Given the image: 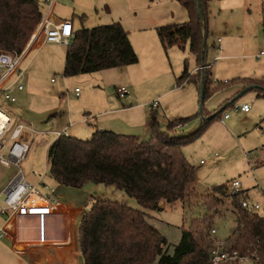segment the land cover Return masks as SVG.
<instances>
[{
  "label": "rangeland",
  "instance_id": "1",
  "mask_svg": "<svg viewBox=\"0 0 264 264\" xmlns=\"http://www.w3.org/2000/svg\"><path fill=\"white\" fill-rule=\"evenodd\" d=\"M237 11L231 12L226 3L216 1L211 5L205 62L211 66L213 83L220 82L221 85L202 103L199 90L194 86L184 84L174 88L173 73L177 65L174 56L170 57V61L164 55L154 59L147 80L131 88L127 84L132 77V74H127L129 70L112 69L64 78L62 58L66 46L56 45L52 50L32 49L22 63L24 72L19 84L23 90H15L16 102L0 100V112L11 120L10 131L18 124L28 127L22 138L29 148L20 164L26 180L33 185L45 173L42 183L52 186L46 150L58 132L86 140L95 130H105L139 136L146 141L149 137V112L152 110L150 104L157 102L160 106L152 111L160 125L191 118L175 131L177 137L187 136L200 128L203 114L206 117L209 110H218L244 90L243 84L236 82V78L260 81L264 77V14L253 7L249 12ZM83 26L92 28L87 23ZM217 39L221 40L220 49L217 48ZM174 53L181 63L188 58L191 73L195 60L187 49L185 53L177 50ZM46 54L52 56L54 62H47ZM144 58L140 62L138 58L136 69L146 63ZM209 66L205 68L208 71ZM224 81L228 84H222ZM121 87L128 90V98L117 97L116 89ZM75 88L80 92L79 97L74 94ZM261 93V90H251L237 98L232 105L248 104L250 115L259 116L258 123L261 121L264 127V96ZM196 100H199L198 105L194 104ZM180 104L182 108H179ZM200 105L203 114H199ZM232 105L227 104V108L213 119L197 139L182 148L183 156L194 167L195 196L172 205L162 203L158 211L144 210L123 191L102 184H88L75 192L72 191L74 189H64L71 193L67 196L74 198V201H82L85 209L99 197L126 202L131 208L144 212L147 222L167 240L170 254L181 239L182 228L188 230L192 220H201L206 216L211 219L210 228L216 231L215 239L224 242L236 226L229 201L224 199L223 205L210 207V210L202 204L204 197L215 195V187L223 186L230 191V183L238 181L247 191L248 202L259 205L261 209L257 212L264 218V135L255 130V123L250 121L249 116L233 112ZM224 114H229L230 119L222 125L219 119ZM14 174L13 166L0 165V205L3 204L2 191ZM5 220L6 217L0 215V226ZM0 242L5 243L3 240Z\"/></svg>",
  "mask_w": 264,
  "mask_h": 264
},
{
  "label": "trees",
  "instance_id": "2",
  "mask_svg": "<svg viewBox=\"0 0 264 264\" xmlns=\"http://www.w3.org/2000/svg\"><path fill=\"white\" fill-rule=\"evenodd\" d=\"M187 12L188 21L155 30L164 52L176 47L193 55L199 67L207 66L206 40L211 0H173ZM199 5V8H198ZM201 12V18L198 14ZM43 16L37 0H0V52L20 55ZM205 45L203 46V41ZM138 57L128 34L119 23L80 28L72 34L66 47L63 77H75L133 66ZM244 89L257 87L264 96V86L257 80L236 79ZM194 84L203 100L211 94L207 69L189 74L186 61L176 87ZM260 97V96H259ZM213 110L196 132L175 134L178 125L191 118L160 125L154 111L149 112V137L95 130L81 140L59 136L48 147V172L58 187L81 190L88 184H102L123 191L144 210L158 211L161 204H175L195 196V171L182 148L197 139L214 118L227 108ZM231 105L233 103H230ZM229 104V105H230ZM195 115L194 117H196ZM215 195L203 198L206 209L223 205L227 199L235 217V229L223 242L228 253L247 257L252 264H264V218L258 212L241 208L245 191L232 193L223 186ZM211 219L192 220L188 230L182 228L181 239L167 251V240L146 219L144 212L126 202L96 198L81 216L78 228L79 264H210ZM220 264H239L236 261Z\"/></svg>",
  "mask_w": 264,
  "mask_h": 264
},
{
  "label": "crops",
  "instance_id": "3",
  "mask_svg": "<svg viewBox=\"0 0 264 264\" xmlns=\"http://www.w3.org/2000/svg\"><path fill=\"white\" fill-rule=\"evenodd\" d=\"M37 1L41 6V10L44 15L47 9V1L46 0H37ZM216 1L220 3H226L227 5H229V7L231 8V12L238 10L237 12L245 13V11L249 12L250 8L253 7L254 10L259 9L261 10V13L264 14V0H211L210 13H211V5L213 4V2ZM50 21L53 23H59L63 21L70 22L73 27V33L80 28H84L83 25L86 23L91 25L92 28L99 25L102 26V25H109L112 23H119L122 26V28L125 30V32L128 34L129 41L137 57L139 58V62L142 61L143 56L145 57L144 59H146V63L143 66L139 67L138 69H136L135 67L138 63L133 66L119 68V69L129 70L127 71V74L129 75L132 74V77L129 78L127 81V84L131 88L133 86L135 88L137 83H139L140 81L147 80L146 77L147 78L149 77V73L151 70L149 68L153 63V60L156 58L159 59L160 56L164 55L168 61H170V57L172 56L177 58L175 73H173L175 79L179 77V75L181 74L185 61L188 68V58L183 59L181 63V61L179 60L180 58H178L179 56H177L176 53H174V51L176 52V50L179 52L181 50L177 49L176 47H173L167 50L166 52H164L155 32L157 28L171 24H182L188 21V15L186 10L176 1L173 0H57L53 6L50 15ZM56 45H60V44L42 43L41 40L37 39L31 46V49L28 52V54L31 52L32 49L34 50L36 49L37 51H40L44 48H49L52 50L55 48L54 46ZM212 45L214 47V43ZM185 51L186 50L181 52L185 53ZM65 53L66 50L62 58L63 65H64ZM192 57L195 60V57L193 55ZM45 58H47L46 59L47 62H51V63L54 62L52 56H50L49 54H46ZM205 64L207 66L210 65L207 63V61L205 62ZM197 67L198 66L195 60V67L192 70V72L196 73ZM192 72L191 73L189 72V74H192ZM210 73H211V66H209L210 91L213 94V92L217 89L218 86L221 85V83L220 82H217V84L213 83L212 74ZM236 79L255 80L252 78H240V77ZM260 83L264 85V77L260 80ZM222 84L227 85L228 83L225 82ZM187 85H191L197 88L194 84L187 83ZM174 88H178V87H174ZM238 91L239 90H237V92ZM234 97L236 98L237 96ZM256 97L260 98L259 95H256ZM179 103L182 102L180 101ZM194 104L198 105L199 100L197 103ZM192 105L193 104L191 103V106ZM158 106L160 105L158 104L156 108H152V104H150V108L152 110L157 109ZM182 107H183L182 104H180L179 108ZM120 110L121 109H118L117 111ZM126 110L130 111L131 109H126ZM212 111L213 110H209V113ZM250 112L251 109H249L247 113H242V112H238V113L244 114L246 117L249 116L250 121H252L253 124L255 123L254 127L256 130V127L261 123V121L258 123L259 116H255V115L252 116L250 115ZM229 119L230 117L226 120ZM226 120H223V122L222 123L220 122V124L224 125ZM148 124L150 125V121L148 122ZM56 139L57 138L54 137V139L51 142H53ZM41 176H42L41 178V182H42L45 173L41 174ZM49 178H50V182H52L51 188L55 190L54 196L57 200L61 202V206L59 209L52 211L51 214L48 215L45 219V226H44L45 237L43 240L44 243L42 244L39 243L37 220L35 218L14 217L8 220V222L5 220L4 224L0 226V229L2 227L6 228V226H4L6 222L8 225L11 221H13L14 231L13 234L8 232L10 235V239H0V241L3 240L5 242V243L0 242V264H79V250H78V242H77L78 228H79V222L81 216L83 215L86 209L82 206V201L79 200L74 201V198H69L70 196H67L70 195L71 193L70 191H66L64 189H70V188L58 187L57 184L54 182V180L50 177V175ZM40 188H39L40 189L39 192L41 195L47 194L46 190H44L43 187ZM72 191L75 192L77 190H72ZM242 191H245V195L248 197L247 191L243 189ZM73 195L75 194L73 193Z\"/></svg>",
  "mask_w": 264,
  "mask_h": 264
},
{
  "label": "built area",
  "instance_id": "4",
  "mask_svg": "<svg viewBox=\"0 0 264 264\" xmlns=\"http://www.w3.org/2000/svg\"><path fill=\"white\" fill-rule=\"evenodd\" d=\"M47 9L37 25L34 33L32 34L26 48L20 55L9 54L0 52V100L16 102L14 95L15 90H23V86L19 84L20 78L23 75L24 68L22 63L29 49L33 43L39 39L42 43H57L64 46H69L73 34L72 24L68 21L53 23L50 21V15L53 6L57 0H46ZM221 40H217V48L220 49ZM262 55V53H260ZM258 58V57H257ZM200 69L208 68V66L199 67ZM199 68L196 69L199 70ZM226 82V81H225ZM224 82V83H225ZM76 97L79 96V90H74ZM116 95L119 99L128 97V90L124 87L116 89ZM157 102L152 103V108H156ZM233 112L247 113L250 109L248 104L232 105ZM0 114H3L0 112ZM4 115V114H3ZM5 121L0 126V165L4 167L13 166L15 174L9 181L7 186L3 189V204L0 205V215L6 217V221L14 217H33L37 220L38 240L39 243H44V226L45 219L52 211L59 209L61 202L54 196L55 190L48 185L42 184L40 175L36 184L31 185L25 178L21 162L24 160L28 151L29 145L23 140V133L26 128L24 125L18 124L10 131L11 120L8 116L4 115ZM229 118V114H224L220 119ZM264 123V121H263ZM181 125H178V128ZM261 135H264V128L262 122L256 127ZM67 136V133H57L56 137ZM248 156V154L246 155ZM251 164V163H248ZM230 191L232 193L241 192V184L238 181L230 183ZM38 187H43L47 194L41 195ZM241 208L257 212L261 207L257 204H251L247 199L240 202ZM264 208V207H263ZM7 222L4 226L7 225ZM216 231H210L212 243L209 249L210 264H220L223 262L236 261L239 264H252L247 257H241L236 252L228 253L225 250L223 242L215 239ZM0 239H10L9 233L5 227L0 229Z\"/></svg>",
  "mask_w": 264,
  "mask_h": 264
},
{
  "label": "water",
  "instance_id": "5",
  "mask_svg": "<svg viewBox=\"0 0 264 264\" xmlns=\"http://www.w3.org/2000/svg\"><path fill=\"white\" fill-rule=\"evenodd\" d=\"M198 8H199V5H198ZM198 14H199V17L201 18V12H200L199 9H198ZM204 45H205V40L203 41V46H204ZM254 88H257V87H249V88L243 90L241 93H239V94L237 95L236 98L232 99L230 103H234V102L236 101L237 98H239L241 95L247 93L248 91H251V90L254 89ZM263 91H264V90H263ZM199 100H200V103H202V101H203V86H202V83H201V87H200V91H199ZM230 103H229V104H230ZM224 108H225V106H223V107L221 108V110H223ZM201 111H202V105H200V107H199V113H201ZM5 230H6L7 232L13 234V231H14V223H13V221H11L8 225H6Z\"/></svg>",
  "mask_w": 264,
  "mask_h": 264
},
{
  "label": "bare ground",
  "instance_id": "6",
  "mask_svg": "<svg viewBox=\"0 0 264 264\" xmlns=\"http://www.w3.org/2000/svg\"><path fill=\"white\" fill-rule=\"evenodd\" d=\"M3 121H5V117L3 114H0V126L2 125Z\"/></svg>",
  "mask_w": 264,
  "mask_h": 264
}]
</instances>
